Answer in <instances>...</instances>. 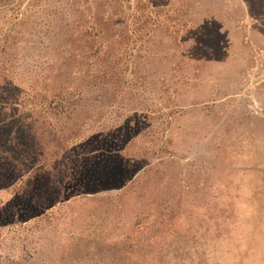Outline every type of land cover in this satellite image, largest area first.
<instances>
[{
	"label": "rangeland",
	"instance_id": "374dc122",
	"mask_svg": "<svg viewBox=\"0 0 264 264\" xmlns=\"http://www.w3.org/2000/svg\"><path fill=\"white\" fill-rule=\"evenodd\" d=\"M0 118V264H264V0H0Z\"/></svg>",
	"mask_w": 264,
	"mask_h": 264
},
{
	"label": "trees",
	"instance_id": "16d2710c",
	"mask_svg": "<svg viewBox=\"0 0 264 264\" xmlns=\"http://www.w3.org/2000/svg\"><path fill=\"white\" fill-rule=\"evenodd\" d=\"M68 116H70V114H67V117ZM10 128L11 126H10V124H9V121H2L1 120V118H0V133H2V132H7V129L8 128ZM16 138L14 137V138H12V142H11V144L13 145V141L15 140ZM19 145H18V147H20L21 145H22V143H18ZM139 215H143V212H141V210L138 212V214H136L134 217L135 218H138V216ZM139 227H140V225H138ZM132 228V227H131ZM134 229H135V226H134ZM117 230L118 231H121V230H119V228L117 227ZM130 231V229L128 228H123L122 229V231L119 233V234H115L116 235V238H120V236H123L124 234H127L128 232ZM163 232V231H162ZM116 233V232H115ZM124 237V236H123ZM121 241L122 240H120L119 242H116V240H115V242L112 244V246H113V249L114 250H116L119 254L118 255H120V252L123 250L122 249V247H120L119 245H121L122 243H121ZM136 243L135 244H132V246H130V249L132 250V252H134V253H136L137 251H147V249H149L150 250V248L152 247V248H154L155 246H159V244H155V243H153V242H150L149 240H144V241H135ZM164 244V243H163ZM162 244V245H163ZM164 247V246H163ZM164 249V248H163ZM131 250H129V251H131ZM126 252V251H125ZM161 252L162 251H160V252H158V256H159V258H161ZM125 254V253H124ZM123 253L121 254V255H124ZM176 257V256H175ZM126 258L124 257V260H125ZM143 260V259H142ZM132 260H129V264H132ZM152 262H155V261H153L152 260ZM140 263V262H139ZM138 263V264H139Z\"/></svg>",
	"mask_w": 264,
	"mask_h": 264
}]
</instances>
